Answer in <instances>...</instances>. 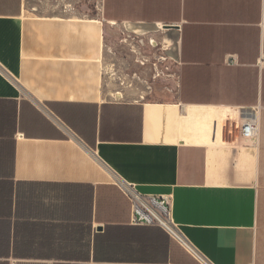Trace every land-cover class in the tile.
<instances>
[{"label": "crops", "instance_id": "1", "mask_svg": "<svg viewBox=\"0 0 264 264\" xmlns=\"http://www.w3.org/2000/svg\"><path fill=\"white\" fill-rule=\"evenodd\" d=\"M74 1L0 0V264H203L118 180L208 264H264V0ZM106 48L131 82L169 61L175 98L108 95Z\"/></svg>", "mask_w": 264, "mask_h": 264}, {"label": "rangeland", "instance_id": "2", "mask_svg": "<svg viewBox=\"0 0 264 264\" xmlns=\"http://www.w3.org/2000/svg\"><path fill=\"white\" fill-rule=\"evenodd\" d=\"M74 0H68L70 4H72ZM45 0H37L38 4H44ZM102 0H80L78 4L80 5V17L85 19H93L99 16L98 10L99 5ZM128 30L120 29L118 33V38L121 37L122 40L135 41L137 38V34H134L132 37V33ZM149 34H145L147 37ZM135 40H134V39ZM136 42V41H135ZM145 46V45H143ZM165 48V46H162ZM108 48H106L105 53V68H104V77H105V88L108 91V95L113 97H141L144 96L150 100H172L176 96V89L173 77H167L169 74H173L174 67L169 61H165L161 66L162 70L160 74L162 77H158L154 79V71L149 72V74H144L147 76H140V78H134L133 82H131V78L126 76L124 69H121L118 66L111 65L109 62V53ZM160 52H165L162 50ZM146 55L150 54L148 51L144 52ZM162 54V55H163ZM135 56V55H134ZM128 58V57H127ZM172 62V61H170ZM124 67V66H122ZM169 67V68H168ZM152 84V88L151 85ZM150 85V89L147 87ZM132 88V89H131ZM133 90V91H130ZM144 91V92H141ZM147 90V91H146ZM122 93V95L119 94Z\"/></svg>", "mask_w": 264, "mask_h": 264}, {"label": "built area", "instance_id": "3", "mask_svg": "<svg viewBox=\"0 0 264 264\" xmlns=\"http://www.w3.org/2000/svg\"><path fill=\"white\" fill-rule=\"evenodd\" d=\"M236 62L234 57L228 60V64H235ZM239 133L245 140H256L260 134L259 114H254V112L246 114L240 123ZM118 184L131 201L132 222L134 224L162 226L194 254L201 263L208 264L195 246L183 235L178 224L174 221L172 215L173 197L171 194H145L140 192L135 185L125 181L118 180Z\"/></svg>", "mask_w": 264, "mask_h": 264}, {"label": "bare ground", "instance_id": "4", "mask_svg": "<svg viewBox=\"0 0 264 264\" xmlns=\"http://www.w3.org/2000/svg\"><path fill=\"white\" fill-rule=\"evenodd\" d=\"M152 43H154V41H153ZM119 94H120V95H122V93H121V92H119Z\"/></svg>", "mask_w": 264, "mask_h": 264}]
</instances>
